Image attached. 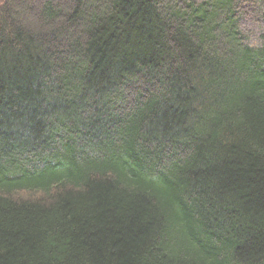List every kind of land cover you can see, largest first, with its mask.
I'll return each mask as SVG.
<instances>
[{
  "label": "trees",
  "instance_id": "obj_1",
  "mask_svg": "<svg viewBox=\"0 0 264 264\" xmlns=\"http://www.w3.org/2000/svg\"><path fill=\"white\" fill-rule=\"evenodd\" d=\"M245 5L0 0V264H264Z\"/></svg>",
  "mask_w": 264,
  "mask_h": 264
},
{
  "label": "rangeland",
  "instance_id": "obj_2",
  "mask_svg": "<svg viewBox=\"0 0 264 264\" xmlns=\"http://www.w3.org/2000/svg\"><path fill=\"white\" fill-rule=\"evenodd\" d=\"M244 10H246V15H243L241 20V27L245 29L246 32L249 33V44L257 45L259 35L263 32L264 23L261 19L258 18V15L253 14L252 11H249V6L245 5ZM25 12V11H24ZM27 14V12H25ZM20 16V15H19ZM18 17V16H17ZM34 197H39L38 195H34Z\"/></svg>",
  "mask_w": 264,
  "mask_h": 264
}]
</instances>
